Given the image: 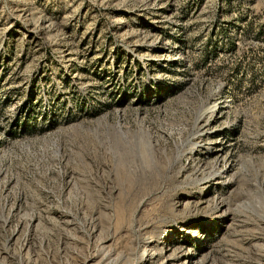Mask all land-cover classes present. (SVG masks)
<instances>
[{"label":"rangeland","instance_id":"obj_1","mask_svg":"<svg viewBox=\"0 0 264 264\" xmlns=\"http://www.w3.org/2000/svg\"><path fill=\"white\" fill-rule=\"evenodd\" d=\"M0 264H264V0H0Z\"/></svg>","mask_w":264,"mask_h":264}]
</instances>
